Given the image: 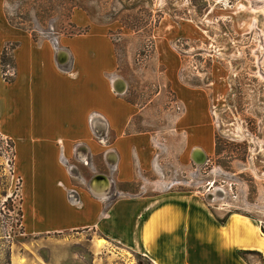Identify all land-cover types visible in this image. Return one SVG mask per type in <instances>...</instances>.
<instances>
[{
    "label": "rangeland",
    "instance_id": "obj_1",
    "mask_svg": "<svg viewBox=\"0 0 264 264\" xmlns=\"http://www.w3.org/2000/svg\"><path fill=\"white\" fill-rule=\"evenodd\" d=\"M72 41L95 51L92 61L100 60L102 69L114 61V70L100 75L102 101L122 96L142 108L132 129L150 133L144 140L152 152L147 162L154 160L157 168L146 175L164 188L193 193L219 224L237 214L264 233V0H0L1 80L14 81V53L23 42L27 55L47 44L38 56L53 55L58 70L81 66L71 53L63 61L57 56ZM116 77L123 94L115 91ZM5 93L0 264H153L87 228L49 231L60 224L64 196L78 205L97 202L91 183L107 166L102 153L85 151L87 161L78 159L76 143L63 163L64 122L54 131L60 148H47L35 137L30 116L43 111L51 117L61 101L52 90L40 98L34 88L6 84ZM42 124L43 130L54 126L51 119ZM108 129L94 139L113 142ZM197 146L206 155L194 161ZM64 173L67 189L78 193L59 186ZM140 188L138 181L118 180L107 190L108 203ZM236 231L232 224L225 231L232 245ZM239 254L247 264H264L257 249Z\"/></svg>",
    "mask_w": 264,
    "mask_h": 264
},
{
    "label": "crops",
    "instance_id": "obj_2",
    "mask_svg": "<svg viewBox=\"0 0 264 264\" xmlns=\"http://www.w3.org/2000/svg\"><path fill=\"white\" fill-rule=\"evenodd\" d=\"M72 42L69 50L60 48L57 56L63 61L71 53L75 57V63L79 62L81 66L58 70L51 65L53 55L50 58L38 56L46 51L47 44L37 48L38 54L27 55L29 45L23 42L14 53V81L8 83L0 79V111L8 99L6 84L12 87L23 84L30 89L34 88L40 98H44L46 91L50 89L53 96L62 101L51 109V117H46L42 114L43 111H39L38 118L36 114H32L30 118L35 123V137L43 138L42 144L47 148L61 147L55 139L58 136L54 131L55 127H60L64 122V131L60 135L64 137L63 163L70 155L71 145L76 143L84 151L78 150V159L87 161L85 151L93 156L102 153L107 166L105 174L99 173L103 178L95 177L91 183V191L98 199L97 202L87 201L86 204L83 201V204L78 205L79 203L64 196V205L59 204L57 209L60 224L52 226L49 231L70 232L87 228L103 235L109 243H115L122 249L142 253L153 264H247L240 256V250L250 247L264 254L260 233L241 223V216L231 214L225 224H219L216 219L214 221L213 213L193 193L164 188V184L152 181L146 175L157 168L154 160L147 162V157L151 158L152 152L144 146V140L151 136L150 133L132 129V123L142 108L122 96L102 101L100 75L103 70H114V61L111 67L102 69L100 60L92 61L95 58L92 53L95 54V51L78 47L75 41ZM96 53V57L100 58L101 52ZM121 80L122 78L116 77L113 81L115 91L119 94L125 93L118 86ZM84 97H88V100L85 101ZM49 119L54 124L53 128H39L43 125L42 122ZM88 124L92 132L88 130ZM106 125L108 133L113 131L115 135L113 142H97L94 136L102 134ZM205 155V150L200 146L192 150L194 161L197 158L204 159ZM109 169L114 176L116 174V181L110 178L112 173L109 174ZM51 180L45 179L44 183L50 184ZM66 180L64 173V182L59 183L63 189L66 187ZM118 180L124 183L138 181L141 190L136 194L130 191L120 192L126 194V198L108 203L107 190ZM66 190L69 194L75 191L67 187ZM230 224L237 227L236 245H232L225 236Z\"/></svg>",
    "mask_w": 264,
    "mask_h": 264
},
{
    "label": "bare ground",
    "instance_id": "obj_3",
    "mask_svg": "<svg viewBox=\"0 0 264 264\" xmlns=\"http://www.w3.org/2000/svg\"><path fill=\"white\" fill-rule=\"evenodd\" d=\"M201 159V158H200ZM258 235V234H257ZM259 239H261V245H262V247L264 248V233H262V231H261V233H260V235H259Z\"/></svg>",
    "mask_w": 264,
    "mask_h": 264
},
{
    "label": "water",
    "instance_id": "obj_4",
    "mask_svg": "<svg viewBox=\"0 0 264 264\" xmlns=\"http://www.w3.org/2000/svg\"><path fill=\"white\" fill-rule=\"evenodd\" d=\"M97 178H103V176L99 175Z\"/></svg>",
    "mask_w": 264,
    "mask_h": 264
}]
</instances>
